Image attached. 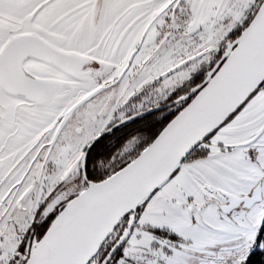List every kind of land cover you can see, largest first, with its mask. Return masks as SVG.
I'll use <instances>...</instances> for the list:
<instances>
[{
    "label": "snow or ice",
    "instance_id": "6c2138e0",
    "mask_svg": "<svg viewBox=\"0 0 264 264\" xmlns=\"http://www.w3.org/2000/svg\"><path fill=\"white\" fill-rule=\"evenodd\" d=\"M0 264H264V0H0Z\"/></svg>",
    "mask_w": 264,
    "mask_h": 264
}]
</instances>
